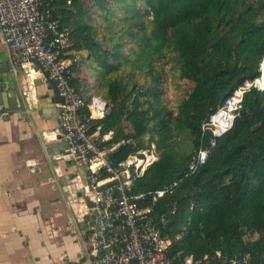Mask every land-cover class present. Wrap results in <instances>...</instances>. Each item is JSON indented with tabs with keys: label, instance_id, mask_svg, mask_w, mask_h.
Wrapping results in <instances>:
<instances>
[{
	"label": "trees",
	"instance_id": "obj_1",
	"mask_svg": "<svg viewBox=\"0 0 264 264\" xmlns=\"http://www.w3.org/2000/svg\"><path fill=\"white\" fill-rule=\"evenodd\" d=\"M49 7L69 29L62 56L65 50L86 51L103 87L108 110L91 131H113L110 146L130 137L143 147L146 135L156 145L158 160L133 191L177 182L155 206L156 225L171 239L167 255L204 262L216 251L250 253L256 264H264V88L245 91L231 129L197 172H187L202 123L238 86L261 76L264 0H92L95 11L84 0H51ZM113 16L124 24L111 23ZM104 32L108 37L101 39ZM119 35L137 48L124 54ZM141 74L147 84L137 81ZM171 81L180 92L177 103L167 98ZM71 82L80 92L77 79L72 76ZM82 113H88L86 106ZM182 134L189 142L177 141ZM210 137L207 132L204 141ZM133 150L120 145L111 154L122 159Z\"/></svg>",
	"mask_w": 264,
	"mask_h": 264
},
{
	"label": "built area",
	"instance_id": "obj_2",
	"mask_svg": "<svg viewBox=\"0 0 264 264\" xmlns=\"http://www.w3.org/2000/svg\"><path fill=\"white\" fill-rule=\"evenodd\" d=\"M51 0H0V41L8 47L14 65L32 64L37 59L47 71L63 97L58 135L65 141V152L59 156L81 162L88 170L86 190L92 205L85 219L88 256L93 264H256L250 253L227 255L216 251L202 261L191 256L175 260L166 253L171 239L163 237L156 225L155 206L175 186L134 192V183L158 160L156 145L145 136V146L137 147L128 137L111 146L106 142L113 132L100 135L94 123L102 119L108 102L94 93L89 97L72 85L70 62L62 56L69 29L52 16ZM70 1H68V4ZM258 79V78H257ZM245 81L229 95L223 105L201 125L199 146L187 164L195 173L208 159L217 139L233 126L242 107L245 91L256 87V80ZM257 88V87H256ZM258 89V88H257ZM88 113H82L83 107ZM211 137L205 142V135ZM120 145H132L133 152L115 159L112 152ZM173 205L170 212L174 213ZM184 231L176 235L180 238Z\"/></svg>",
	"mask_w": 264,
	"mask_h": 264
},
{
	"label": "crops",
	"instance_id": "obj_3",
	"mask_svg": "<svg viewBox=\"0 0 264 264\" xmlns=\"http://www.w3.org/2000/svg\"><path fill=\"white\" fill-rule=\"evenodd\" d=\"M87 56L63 51L89 97L97 77ZM50 96L37 65H14L0 41V264H93L85 228L88 170L59 156L66 144Z\"/></svg>",
	"mask_w": 264,
	"mask_h": 264
},
{
	"label": "rangeland",
	"instance_id": "obj_4",
	"mask_svg": "<svg viewBox=\"0 0 264 264\" xmlns=\"http://www.w3.org/2000/svg\"><path fill=\"white\" fill-rule=\"evenodd\" d=\"M85 3L90 6L91 9L92 8V0H84ZM139 4L141 5L142 4V1H139ZM96 9H93V11H95ZM119 12V11H118ZM91 16L94 17V14L91 13ZM117 18H120V16L116 17V16H113L112 17V20H111V23H116L117 22ZM98 22L100 23V29H102V26H101V20L100 18H98ZM119 27L122 26L124 24V22L122 20H120L119 22ZM108 37V32H104L102 35H101V39H106ZM116 41H119V42H125L126 43V46L124 47V54H127V50L129 48H132V49H136L137 48V44L135 42H131L126 36H123V35H119L118 37H116ZM129 55V54H128ZM130 58L133 59V57L130 55ZM264 67V66H263ZM88 73L91 74V71ZM96 75V74H95ZM137 81L141 84H147L149 82L148 78L145 77L144 74H141ZM172 83V81L170 82V84ZM95 92L97 94H101V93H104V90H103V87L99 86L97 81L95 83ZM170 88V91H169V94L167 96L168 99H170V101L172 100L174 103H177L179 98H180V92L174 88V85L171 84V86L169 87ZM171 101V102H172ZM187 132L184 133V135L186 134ZM183 134L177 139V141L180 143V144H183L185 142H189V140L187 138H183ZM180 146L181 145H177L175 148L176 150H180Z\"/></svg>",
	"mask_w": 264,
	"mask_h": 264
},
{
	"label": "water",
	"instance_id": "obj_5",
	"mask_svg": "<svg viewBox=\"0 0 264 264\" xmlns=\"http://www.w3.org/2000/svg\"><path fill=\"white\" fill-rule=\"evenodd\" d=\"M31 60L37 65V67L39 68V71H40V72L43 74V76L45 77L46 82L48 83V89L51 90V96H50V99H51V101H52L55 105H59V107H58V112L60 113V110H61L60 104L63 103V97L60 95L59 90H58V88H57L55 82H54L53 80H51V79L48 77V73H47V71L43 68V66L41 65V63H39V62L37 61V59L32 58ZM260 69H261V64H260V67H259V71H260ZM22 95L25 96V94H23V93H22ZM46 96H49V95H46ZM22 101H23V100L20 98L19 101H18L19 106L22 105ZM16 103H17V101L15 100V101H14V104L16 105ZM59 122H60V120H59ZM61 129H62V126H61V122H60L59 130H61ZM58 137H60V136H58ZM85 199H87V197H85ZM87 201H88V203H89L88 205L91 206V205H92V202H91L90 200H87Z\"/></svg>",
	"mask_w": 264,
	"mask_h": 264
},
{
	"label": "bare ground",
	"instance_id": "obj_6",
	"mask_svg": "<svg viewBox=\"0 0 264 264\" xmlns=\"http://www.w3.org/2000/svg\"><path fill=\"white\" fill-rule=\"evenodd\" d=\"M264 64L262 65V67H261V69H260V74H261V76H260V78H258L257 80H256V86L258 87V85L260 86V87H262V88H264ZM259 88V87H258ZM260 89V88H259Z\"/></svg>",
	"mask_w": 264,
	"mask_h": 264
}]
</instances>
